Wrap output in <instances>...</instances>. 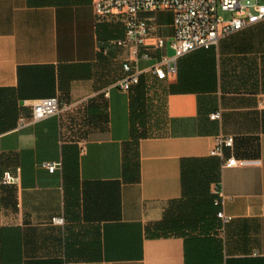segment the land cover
Wrapping results in <instances>:
<instances>
[{"label": "crops", "instance_id": "crops-1", "mask_svg": "<svg viewBox=\"0 0 264 264\" xmlns=\"http://www.w3.org/2000/svg\"><path fill=\"white\" fill-rule=\"evenodd\" d=\"M92 5L0 0V264H264V20L158 80L173 12L139 13L149 57L135 61L116 44L123 17ZM123 63L141 72L129 91L112 87ZM47 98L61 112L30 123L31 101ZM219 135L234 139L223 158L210 155ZM230 157L250 162L224 167ZM5 171L18 181L3 184ZM172 212L199 227L163 234Z\"/></svg>", "mask_w": 264, "mask_h": 264}, {"label": "built area", "instance_id": "built-area-1", "mask_svg": "<svg viewBox=\"0 0 264 264\" xmlns=\"http://www.w3.org/2000/svg\"><path fill=\"white\" fill-rule=\"evenodd\" d=\"M93 11L97 18L111 15L123 17L125 22L124 38L117 41V45L131 44L130 52L133 60L148 58L149 51L145 47L149 37V24L146 19L140 18V12L171 11L173 12L174 33L168 41L172 49L170 57H164L151 71L158 80L167 78V70L174 71L170 62L176 60L194 50L208 49L218 41L233 32L244 29L261 20H264V0H93ZM223 13L229 14L224 18ZM166 45L165 39H158L156 46L161 48ZM167 68V69H166ZM125 77L112 85L122 91H129L132 86L139 83L141 72L136 65L123 63ZM107 96L108 93H105ZM31 121L36 123L56 116L61 112V106L57 98L38 99L31 101ZM211 119H218L220 112H215ZM29 122L20 119V126H26ZM234 139L231 136L219 135L215 138L210 155L223 158L225 149H231ZM250 161H238L230 157L224 161V167L236 166L239 163L248 164ZM44 166L50 173L60 168L61 163L46 162ZM18 178L9 171L3 172L1 182L3 184L16 183ZM214 205L219 208L217 216L223 223H227L230 217L224 215L221 208L224 194L219 184L214 188ZM60 218H54L53 223L61 224Z\"/></svg>", "mask_w": 264, "mask_h": 264}, {"label": "trees", "instance_id": "trees-1", "mask_svg": "<svg viewBox=\"0 0 264 264\" xmlns=\"http://www.w3.org/2000/svg\"><path fill=\"white\" fill-rule=\"evenodd\" d=\"M200 221H191L190 214L183 218L182 215H177L175 212L165 215V219L156 225L158 231H163V234L185 235L193 232L199 227Z\"/></svg>", "mask_w": 264, "mask_h": 264}, {"label": "rangeland", "instance_id": "rangeland-1", "mask_svg": "<svg viewBox=\"0 0 264 264\" xmlns=\"http://www.w3.org/2000/svg\"><path fill=\"white\" fill-rule=\"evenodd\" d=\"M222 15H223L224 18H229V16H230V15L227 14V13H223Z\"/></svg>", "mask_w": 264, "mask_h": 264}]
</instances>
